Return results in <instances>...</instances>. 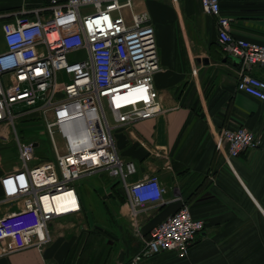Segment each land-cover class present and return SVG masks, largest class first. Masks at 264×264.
I'll return each instance as SVG.
<instances>
[{
  "label": "built area",
  "instance_id": "1",
  "mask_svg": "<svg viewBox=\"0 0 264 264\" xmlns=\"http://www.w3.org/2000/svg\"><path fill=\"white\" fill-rule=\"evenodd\" d=\"M22 1L14 17L1 23L0 143L13 140L20 166L0 175V203L18 204L0 215V256L30 247L41 251L51 243L52 222L82 208L74 183L90 175L104 173L119 184L133 217L164 203L166 192L156 174L130 181L136 165L121 158L113 135L116 127L161 111L153 85L161 65L148 15L133 12L131 0ZM199 2L216 18L220 46L241 62L236 89L264 102V79L250 73L253 66L264 67V44L233 38L220 0ZM90 5L94 11L83 14ZM20 119L41 122L46 136L25 140L16 127ZM218 137L230 157L260 145L244 126L222 127ZM67 193L77 207L59 212L54 197ZM203 228L183 203L121 264L168 251L186 257Z\"/></svg>",
  "mask_w": 264,
  "mask_h": 264
},
{
  "label": "crops",
  "instance_id": "2",
  "mask_svg": "<svg viewBox=\"0 0 264 264\" xmlns=\"http://www.w3.org/2000/svg\"><path fill=\"white\" fill-rule=\"evenodd\" d=\"M23 4L0 0V51L1 23ZM131 10L145 12L154 28L161 69L153 85L161 111L118 126L113 135L121 158L136 165L130 181L156 174L166 189L164 203L131 216L138 242L128 240L120 226L129 208L115 198L125 199L121 186L104 173L90 175L83 178L85 189L108 195L114 206L83 207L54 220L51 243L41 251L30 247L0 256V264H121L142 247L154 225L183 203L192 217L204 221L188 255L168 251L139 264H264V102L236 89L241 62L220 46L216 18L202 11L199 0H131ZM124 12L129 19L130 10ZM220 12L231 18L233 38L264 44V0H220ZM250 73L264 79V67L253 66ZM239 126L256 134L260 145L230 157L218 130ZM19 166V161L5 163L0 152V175ZM17 205L0 203V215ZM108 210L115 217H102ZM93 220L110 226L103 229L110 237L81 239L72 231Z\"/></svg>",
  "mask_w": 264,
  "mask_h": 264
},
{
  "label": "rangeland",
  "instance_id": "3",
  "mask_svg": "<svg viewBox=\"0 0 264 264\" xmlns=\"http://www.w3.org/2000/svg\"><path fill=\"white\" fill-rule=\"evenodd\" d=\"M94 8L90 6H85L82 8V13L87 14L90 12H93ZM125 10H123V13ZM16 127L20 134H23L25 136V140L37 138L38 136H46L44 126L41 122H33L29 123V121H26L25 119H20L16 121ZM44 150H46V146L44 147ZM0 152L2 153L3 161L5 163L9 164H16L18 163V157L16 148L14 145V142L11 138L6 139L3 143H0ZM38 156H42L41 153H38ZM41 158H39L40 160ZM38 159H34L30 162V165L37 162ZM107 176V175H106ZM90 179V178H89ZM87 181V180H86ZM84 179H80L77 182L74 183V188L77 191V193L81 194L82 198V208L86 207L89 209L93 208H104L114 206L113 200L108 197V195H103L97 190H86V184ZM88 192V193H87ZM117 199L118 205H122L125 203V199L121 197H115ZM108 212V213H107ZM105 215L102 217H108L112 218L115 217L110 213L108 210ZM95 217V216H94ZM133 217H131L130 214H128L127 218L122 222L123 226H120V234H124L128 240H135L136 243L138 242V233L139 229L138 227H134L132 225L133 223ZM125 224V226H124ZM110 226H108L109 228ZM107 226H101L98 221L93 220L92 222H84L79 223L75 228L73 227L72 231L79 235V238H86V239H93L97 236L104 237V235H107V237H110L107 232H105L103 229H108ZM123 228V229H122ZM80 239V240H81Z\"/></svg>",
  "mask_w": 264,
  "mask_h": 264
},
{
  "label": "bare ground",
  "instance_id": "4",
  "mask_svg": "<svg viewBox=\"0 0 264 264\" xmlns=\"http://www.w3.org/2000/svg\"><path fill=\"white\" fill-rule=\"evenodd\" d=\"M53 205L56 206L59 212H66L77 207L76 202L70 197V194H61L54 197Z\"/></svg>",
  "mask_w": 264,
  "mask_h": 264
},
{
  "label": "water",
  "instance_id": "5",
  "mask_svg": "<svg viewBox=\"0 0 264 264\" xmlns=\"http://www.w3.org/2000/svg\"><path fill=\"white\" fill-rule=\"evenodd\" d=\"M239 60V59H238ZM240 61V60H239Z\"/></svg>",
  "mask_w": 264,
  "mask_h": 264
}]
</instances>
